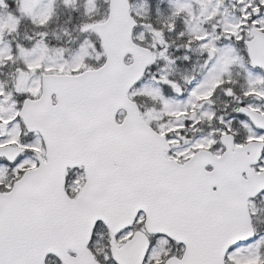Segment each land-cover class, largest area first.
Here are the masks:
<instances>
[{"label":"snow or ice","instance_id":"1","mask_svg":"<svg viewBox=\"0 0 264 264\" xmlns=\"http://www.w3.org/2000/svg\"><path fill=\"white\" fill-rule=\"evenodd\" d=\"M0 264H264V0H0Z\"/></svg>","mask_w":264,"mask_h":264}]
</instances>
